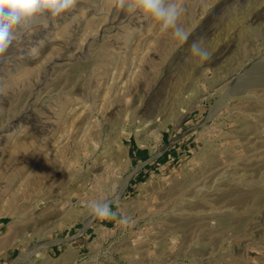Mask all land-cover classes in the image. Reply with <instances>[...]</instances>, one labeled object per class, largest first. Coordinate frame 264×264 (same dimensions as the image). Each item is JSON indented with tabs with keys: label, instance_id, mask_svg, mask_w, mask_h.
Returning <instances> with one entry per match:
<instances>
[{
	"label": "rangeland",
	"instance_id": "1",
	"mask_svg": "<svg viewBox=\"0 0 264 264\" xmlns=\"http://www.w3.org/2000/svg\"><path fill=\"white\" fill-rule=\"evenodd\" d=\"M177 3L187 41L76 0L6 53L0 264L71 245L84 264H264V0ZM93 201L115 218L89 223Z\"/></svg>",
	"mask_w": 264,
	"mask_h": 264
},
{
	"label": "clouds",
	"instance_id": "2",
	"mask_svg": "<svg viewBox=\"0 0 264 264\" xmlns=\"http://www.w3.org/2000/svg\"><path fill=\"white\" fill-rule=\"evenodd\" d=\"M112 7L128 14L140 13L155 22L161 33L172 32L173 36L188 40L189 33L180 26L179 20L184 12L177 0H110ZM76 0H0V63L6 62V53L19 41L22 33L31 31L37 23L46 25L50 20L60 18L71 11ZM201 40H193L191 52L202 60H209L211 54L201 46ZM39 54L32 48L29 55ZM92 216L98 219H113L110 202L93 201L88 204ZM135 220L129 216L119 219L123 228L134 226Z\"/></svg>",
	"mask_w": 264,
	"mask_h": 264
},
{
	"label": "crops",
	"instance_id": "3",
	"mask_svg": "<svg viewBox=\"0 0 264 264\" xmlns=\"http://www.w3.org/2000/svg\"><path fill=\"white\" fill-rule=\"evenodd\" d=\"M69 241V240H68ZM79 248H81L79 246ZM59 251V249H57ZM54 255V256H53ZM78 257V246L71 245L64 249L63 253L59 256H55V253H49L48 256H44L38 264H72Z\"/></svg>",
	"mask_w": 264,
	"mask_h": 264
},
{
	"label": "bare ground",
	"instance_id": "4",
	"mask_svg": "<svg viewBox=\"0 0 264 264\" xmlns=\"http://www.w3.org/2000/svg\"><path fill=\"white\" fill-rule=\"evenodd\" d=\"M261 2V1H260ZM263 3V2H262ZM261 9V8H260ZM253 12V11H252ZM255 12V11H254ZM251 14V13H250ZM254 14V13H253ZM261 18H264V8H262L260 11H258V12H256L254 15H253V21L254 22H256V21H258L259 19H261ZM247 22H248V20H247ZM260 22V21H259ZM206 24V23H205ZM227 44V43H226ZM229 45V44H228ZM217 49V48H216ZM226 49L228 50V46H226V47H221V50H220V53L219 54H221L220 56L222 57V55L225 53V52H227L226 51ZM219 50H218V52H219ZM229 52V51H228ZM218 54V53H217ZM217 54H215V56L217 55ZM226 54V53H225ZM212 55V54H211ZM220 56H218V57H220ZM226 57V56H225ZM224 58V57H223ZM223 58H220V59H223ZM214 61H215V59L216 58H212ZM219 61V60H218ZM237 76V75H236ZM232 79V78H231ZM240 79V78H239ZM238 79V80H239ZM229 80V79H228ZM234 81H235V79H234ZM228 84H230V83H228ZM229 87H230V85H229ZM199 189V188H198ZM200 190V189H199ZM211 214V213H210ZM93 218H94V216H92L90 219H89V223L93 220ZM92 225V224H91Z\"/></svg>",
	"mask_w": 264,
	"mask_h": 264
},
{
	"label": "built area",
	"instance_id": "5",
	"mask_svg": "<svg viewBox=\"0 0 264 264\" xmlns=\"http://www.w3.org/2000/svg\"><path fill=\"white\" fill-rule=\"evenodd\" d=\"M79 238V237H78ZM92 244L96 243V240L93 239V241L91 242ZM81 252V253H80ZM82 254V255H81ZM83 254H85V252H82V249L78 247V257H80V259L77 257V259L72 263V264H84L85 261H82L81 259H83Z\"/></svg>",
	"mask_w": 264,
	"mask_h": 264
}]
</instances>
